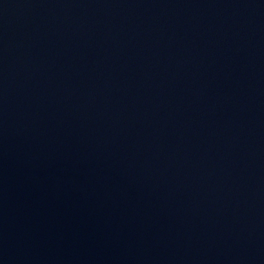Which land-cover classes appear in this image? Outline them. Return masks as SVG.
<instances>
[{
    "label": "water",
    "instance_id": "water-1",
    "mask_svg": "<svg viewBox=\"0 0 264 264\" xmlns=\"http://www.w3.org/2000/svg\"><path fill=\"white\" fill-rule=\"evenodd\" d=\"M0 264H264V0H0Z\"/></svg>",
    "mask_w": 264,
    "mask_h": 264
}]
</instances>
